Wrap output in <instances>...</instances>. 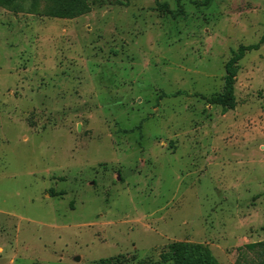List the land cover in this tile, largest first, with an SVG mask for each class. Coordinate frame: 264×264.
Returning a JSON list of instances; mask_svg holds the SVG:
<instances>
[{
  "label": "rangeland",
  "instance_id": "rangeland-1",
  "mask_svg": "<svg viewBox=\"0 0 264 264\" xmlns=\"http://www.w3.org/2000/svg\"><path fill=\"white\" fill-rule=\"evenodd\" d=\"M0 7V264H235L264 241V0ZM166 5V6H165Z\"/></svg>",
  "mask_w": 264,
  "mask_h": 264
},
{
  "label": "trees",
  "instance_id": "trees-1",
  "mask_svg": "<svg viewBox=\"0 0 264 264\" xmlns=\"http://www.w3.org/2000/svg\"><path fill=\"white\" fill-rule=\"evenodd\" d=\"M45 2L49 4L48 16L59 19H72L88 10L81 0H45ZM18 3L19 0H0V7L12 9L18 7ZM262 45H264V34L257 44L239 46L232 52L231 58L224 66L222 94L209 100L212 105L219 106L224 111L235 108L234 84L238 74V63L246 53L257 51ZM237 252L235 264H264V241L244 245L238 248ZM160 259L163 263L173 264H215L205 249L182 244L170 247L169 251L160 255Z\"/></svg>",
  "mask_w": 264,
  "mask_h": 264
}]
</instances>
